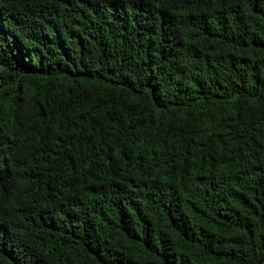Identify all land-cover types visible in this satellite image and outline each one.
<instances>
[{
	"label": "trees",
	"instance_id": "obj_1",
	"mask_svg": "<svg viewBox=\"0 0 264 264\" xmlns=\"http://www.w3.org/2000/svg\"><path fill=\"white\" fill-rule=\"evenodd\" d=\"M0 264H264V0H0Z\"/></svg>",
	"mask_w": 264,
	"mask_h": 264
}]
</instances>
